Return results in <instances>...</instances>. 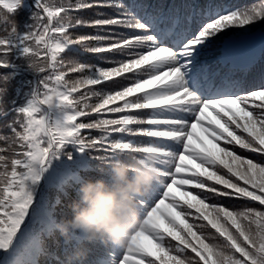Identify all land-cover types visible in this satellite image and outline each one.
I'll return each instance as SVG.
<instances>
[{
	"label": "snow or ice",
	"instance_id": "1",
	"mask_svg": "<svg viewBox=\"0 0 264 264\" xmlns=\"http://www.w3.org/2000/svg\"><path fill=\"white\" fill-rule=\"evenodd\" d=\"M0 32V264H264V0H0ZM118 153L158 177L126 246L61 235L51 192Z\"/></svg>",
	"mask_w": 264,
	"mask_h": 264
},
{
	"label": "clouds",
	"instance_id": "2",
	"mask_svg": "<svg viewBox=\"0 0 264 264\" xmlns=\"http://www.w3.org/2000/svg\"><path fill=\"white\" fill-rule=\"evenodd\" d=\"M105 172L104 176L82 180L69 204V213L57 221V230L66 238L77 232L86 242L100 240L125 247L141 223L137 197L158 177L151 164L145 166L127 153H118ZM85 254V244L75 246L69 254V264Z\"/></svg>",
	"mask_w": 264,
	"mask_h": 264
},
{
	"label": "trees",
	"instance_id": "3",
	"mask_svg": "<svg viewBox=\"0 0 264 264\" xmlns=\"http://www.w3.org/2000/svg\"><path fill=\"white\" fill-rule=\"evenodd\" d=\"M177 2H179V0H177ZM223 2L225 3H230V4H236V5H243V4H248V3H252L254 2V0H223ZM97 11H109L107 9H86V10H82L80 13H78V15L82 16L83 18L86 19H90L93 18L95 16V13ZM259 27V26H257ZM91 34H95V30L91 29V28H87V27H80L77 28L74 31V35H91ZM0 35H3V32H0ZM243 53H241L240 55H242ZM211 56H208L207 59H209ZM68 59H77L80 62H86V63H100L103 64L104 66H111L108 65L107 63H105L104 61L99 60V57L93 55V54H79V53H68L65 56V60ZM210 64V63H209ZM210 66L215 69L216 68V64L212 63L210 64ZM0 71H3V69H0ZM70 79H74L75 78V74H70L69 75ZM99 87V86H97ZM14 93L10 90L8 97L6 98V100H11L13 97ZM95 102V101H93ZM0 107H2V105H0ZM9 119H11V117H9ZM87 122V121H85ZM6 121L3 118H0V134H7L8 133V128L5 127ZM92 135H99L98 132L93 131L91 133ZM138 140H142L144 142H146L147 138H138ZM0 146H3V141H0ZM82 175H84L85 178H92L93 177V173H83ZM67 195H63L60 193H56L55 191H52L51 194L53 196L55 195H60L61 196V204L58 206V212H63L64 215L69 213V204L71 202V200L75 197L76 195V187L72 186L69 187L67 189ZM233 203H242V202H233ZM63 216V215H62ZM61 216H59L58 218H60ZM57 239L60 240V245L58 246L57 244H55L53 241H49L48 242V246L51 252L57 253V254H61L62 253V248H63V244H62V237L60 236L59 233H57ZM88 245L85 244V247H87ZM41 264H50L49 258L48 257H41Z\"/></svg>",
	"mask_w": 264,
	"mask_h": 264
}]
</instances>
